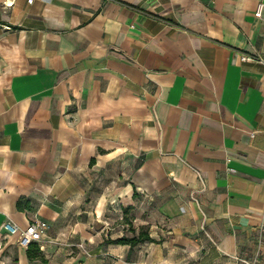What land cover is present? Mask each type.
I'll use <instances>...</instances> for the list:
<instances>
[{"label": "crops", "instance_id": "crops-1", "mask_svg": "<svg viewBox=\"0 0 264 264\" xmlns=\"http://www.w3.org/2000/svg\"><path fill=\"white\" fill-rule=\"evenodd\" d=\"M260 1L0 0V264H264Z\"/></svg>", "mask_w": 264, "mask_h": 264}, {"label": "built area", "instance_id": "built-area-1", "mask_svg": "<svg viewBox=\"0 0 264 264\" xmlns=\"http://www.w3.org/2000/svg\"><path fill=\"white\" fill-rule=\"evenodd\" d=\"M28 3L31 0H27ZM11 3H8L7 6H11ZM264 12V2H258L256 8L254 10V17L259 19ZM242 62H254L257 61L252 56H242L240 58ZM260 63L264 64V61L258 60ZM2 229L6 233V235L16 236L17 243L21 248H27L32 243L40 242L41 236L47 229V224L42 221H32L27 227L20 228L16 224L11 221H6L2 224ZM241 264H255L252 261L243 258H235Z\"/></svg>", "mask_w": 264, "mask_h": 264}, {"label": "trees", "instance_id": "trees-1", "mask_svg": "<svg viewBox=\"0 0 264 264\" xmlns=\"http://www.w3.org/2000/svg\"><path fill=\"white\" fill-rule=\"evenodd\" d=\"M17 207L18 209H22L20 202H18ZM143 241H150V238L148 237L147 234L139 232L138 235H134L132 237H122L117 242L120 244H129L130 246H134ZM30 258H31V255H30Z\"/></svg>", "mask_w": 264, "mask_h": 264}]
</instances>
